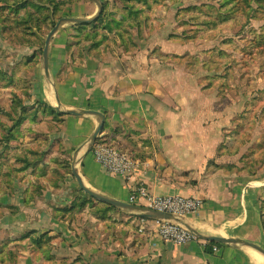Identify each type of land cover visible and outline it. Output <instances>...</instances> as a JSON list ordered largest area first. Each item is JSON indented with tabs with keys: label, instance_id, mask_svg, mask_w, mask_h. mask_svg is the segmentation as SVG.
<instances>
[{
	"label": "crops",
	"instance_id": "1",
	"mask_svg": "<svg viewBox=\"0 0 264 264\" xmlns=\"http://www.w3.org/2000/svg\"><path fill=\"white\" fill-rule=\"evenodd\" d=\"M98 9L94 0H76L66 6L64 17L91 18ZM73 26L64 23L51 41L50 75L70 109L97 114L65 115L52 138H61L62 151L72 165L77 162L88 186L124 203H131V191L139 183L157 195L203 198L205 207L186 216L196 229L208 236L242 239L264 248L259 207L264 200V171L238 173L231 168L236 156L217 154L229 124L228 109L217 108L215 101L198 89V82L187 81L192 75L186 68L164 67L162 60L151 54L149 41L140 37H135L138 47H115L101 57L86 53L83 60L77 58L78 63H73L77 49L67 50ZM159 32L160 28L152 30L149 38L161 43ZM8 48L17 53L16 61L37 49L22 44ZM31 74L33 98L58 108L44 78L42 60ZM100 113L106 117L100 136L126 147L134 143L140 155L136 159L155 158L153 168L157 171L137 170L124 178L95 159L93 147L86 142L100 126ZM52 156L51 164L57 166L63 156L58 152ZM210 160L224 168L208 167ZM63 178L59 180L52 172L41 178H16L14 193L1 194L0 202L12 205L13 211L5 209L0 215V238L35 231L37 237L51 235L58 244L48 258L40 250L32 251L30 239L12 243L11 249L18 250L21 257L4 264H264L263 254L247 245L215 241L222 245L214 252L210 245L214 241L200 236L201 241L187 245L166 243L155 230L157 220L137 211L112 205L114 209L105 212L102 205L92 208L91 203L79 208L77 179L73 173ZM131 204L149 207L146 198ZM209 246L211 252L206 249Z\"/></svg>",
	"mask_w": 264,
	"mask_h": 264
},
{
	"label": "trees",
	"instance_id": "2",
	"mask_svg": "<svg viewBox=\"0 0 264 264\" xmlns=\"http://www.w3.org/2000/svg\"><path fill=\"white\" fill-rule=\"evenodd\" d=\"M75 1L0 0V26L3 38L10 42L14 41L16 45L37 48L33 55L23 56L17 61L13 58L16 52L0 49V62L6 65L5 68L0 65V81L4 82L6 87L17 85L22 89V93L13 92L9 108L0 102V196L3 192L14 193L16 178L22 180L31 176L41 178L52 172L59 180H63L65 174L73 173L72 160L62 151L64 146L61 138L49 141L48 132H45L47 142H40L35 136L37 129L30 126H44L45 122H51L60 128L65 121V114L48 101L33 98V87L27 74L41 62L49 32L64 17L66 6L72 5ZM167 1L104 0V7L98 18L72 27V40L68 43L67 50H72V47L77 49L72 55L73 63H78L77 58L83 60L86 53L101 57V54L113 51L115 47H123L125 50L138 47L135 37L143 39L145 37L142 34L145 30L151 32L159 28L158 24L152 23V13ZM214 1H218L220 7L212 3ZM212 2L180 7L176 15L179 24L168 39L188 41L197 38L202 32H219L217 29L242 21L246 15L247 19L242 21V27L236 36L226 37L221 41V45L204 50L207 54L205 57L197 59L196 56L186 53L194 59L193 62L186 61V68L190 69L191 74H196L201 67L209 71L224 69V72L216 75L215 79L222 80L225 87L230 88L235 68H243L249 62L264 57V23L258 28L250 26L252 20L264 21V0H212ZM191 24H196L197 27H188ZM184 54H174V56L184 58ZM164 55L169 54L164 53ZM247 105L250 106V114L253 113L254 108L261 106L264 116V90L259 91L251 101L247 102ZM28 136L31 138L29 141H27ZM234 140L222 142L217 149L218 156L234 154ZM106 142L108 141L105 140V136H100L97 140V143ZM44 145H48L49 148L44 149ZM127 148L135 159L140 157L137 155L134 143ZM56 152L63 157H60L56 162L57 166H54L51 164L52 155ZM11 158L14 159L13 163H10ZM252 161L253 159L246 161L241 167L231 165V168L238 173L254 174ZM209 166H213L215 170L224 168V165L215 160H210ZM40 187L42 185L36 186L37 189ZM75 192L78 194L76 202L79 208L91 203L92 208L94 204L102 205L104 208L101 209L105 212L114 209L112 205L98 201L85 193L80 186L76 187ZM28 201L29 199H26V203ZM259 207L264 225V200L260 202ZM0 209L3 210L0 215H4V210L13 211V206L0 202ZM25 239H30L34 245L32 251L40 250L48 258L51 251L58 246L51 235L43 234L37 237L35 231L15 237L7 236L0 240V264L18 261L21 254L18 250L11 249V244ZM210 245L222 244L214 241L210 242ZM206 249L212 251L211 246Z\"/></svg>",
	"mask_w": 264,
	"mask_h": 264
},
{
	"label": "rangeland",
	"instance_id": "3",
	"mask_svg": "<svg viewBox=\"0 0 264 264\" xmlns=\"http://www.w3.org/2000/svg\"><path fill=\"white\" fill-rule=\"evenodd\" d=\"M211 2L212 0H168L161 6L159 5L152 13V23L158 24V27L160 28L159 35L161 37V43H156L149 38L153 35L151 33L152 31L150 32L149 30L143 32L142 36L146 37L147 35V39L143 38L142 40L145 43L149 41V44L151 45V54L162 60L161 64L164 67L170 68L174 65H178L186 68V61H194V59L186 53H190L191 55L196 56L197 59H201L207 55L204 50L221 45V41L224 38L234 37L238 31H240L242 21L244 22L247 19L246 15L242 18V21L233 22L217 29L219 32H202L197 38L188 41L174 39L170 42L168 40L169 35L176 31L175 28L179 24L176 15L180 7ZM212 3H215L220 7L218 1ZM251 22L250 26L256 28L264 23L263 20H252ZM188 27L195 28L197 26L196 24H191ZM42 39H44V37ZM11 42L10 40L3 38L0 26V49L10 50L8 46L15 47L16 44H14V41ZM164 53H168L169 55L165 56ZM174 54H184L185 57H176ZM0 65L2 68L6 67V65H2V62H0ZM186 69L190 73V69ZM223 72L224 69L221 71H209L201 67L197 70L196 74L190 73L192 77L187 81L198 82V89H202L203 87L206 88L204 90L205 96L213 99L217 108L222 107V109H228L229 124L225 128L224 140L222 142L235 139L233 144V150L235 153L223 154L218 157L236 156L235 159L238 160L233 162L232 165H237L238 167L243 166L246 161H251L253 159L251 163L255 170L254 174H256L260 171H264V116L261 112V106L254 108L253 113L250 114V106L247 105V102L251 101L259 91L264 90V57L261 60L249 62L244 65L243 68H235L230 88H226L222 80L215 79L216 75ZM29 75L32 76L30 70L27 74V78H29ZM16 91L22 93V89L19 86L14 85L6 87L4 86V82L0 81V102L5 107L9 108L12 94ZM30 126L37 129L35 136H37L39 141L44 142H47L45 132H48L47 139L50 141L53 140L52 135L57 133L56 131H58L57 129L59 128L51 122H45L44 126ZM30 136H28L27 141L31 139ZM106 144L130 151V149L126 147V144H109L108 142H106ZM13 161L14 159L11 158L10 163H13ZM10 236L15 237L12 235ZM1 239L3 238H0V240Z\"/></svg>",
	"mask_w": 264,
	"mask_h": 264
},
{
	"label": "built area",
	"instance_id": "4",
	"mask_svg": "<svg viewBox=\"0 0 264 264\" xmlns=\"http://www.w3.org/2000/svg\"><path fill=\"white\" fill-rule=\"evenodd\" d=\"M92 151L95 159L107 171L121 175L124 178H129L137 170L144 172L149 170L157 171L153 168V163L156 161L155 158L138 160L129 151L120 147H114L106 143H96ZM141 198H146L148 206L154 210L180 216L196 213L206 205L203 198L183 195H157L149 192L145 185L139 183L133 186L130 202L136 203ZM144 223L139 228L140 231L144 230ZM155 230L166 243L170 244L187 245L201 241L199 235L192 229L173 221L157 220ZM208 243L206 242L205 244L208 245ZM218 250V245H213V251L216 252Z\"/></svg>",
	"mask_w": 264,
	"mask_h": 264
},
{
	"label": "water",
	"instance_id": "5",
	"mask_svg": "<svg viewBox=\"0 0 264 264\" xmlns=\"http://www.w3.org/2000/svg\"><path fill=\"white\" fill-rule=\"evenodd\" d=\"M99 4V9L96 12V14L91 17V18H72V17H62L58 23L55 25V27L49 32L46 41H45V48L42 54V70H43V75L44 78L48 84L49 89L52 91V93L56 96V99L58 101V108L60 109L61 112H63L65 115H77V116H82V117H91L94 114H97L94 111H76L73 109H70L61 99L58 90L56 89L54 82L52 80V77L50 75V71H49V51H50V44L52 39L54 38L55 34L57 33L58 29L60 28V26H62L64 23H70L71 25H78V24H83V23H87V22H91L93 20H95L96 18H98L103 10L104 7V2L102 0H94ZM99 114V113H98ZM100 126L99 128L96 130V132L89 138V140L86 142V144H89L91 147H93L95 145V143L97 142L98 137L101 135L104 127H105V122H106V117L104 116L103 113H100ZM72 169H73V174L76 177L79 186L86 192L88 193L90 196L96 198L97 200H100L102 202H105L107 204L113 205V206H117V207H122L125 209H128L130 211H137L140 214H144L148 217H151L153 219L156 220H166V221H173V222H177L179 224H183L188 226L189 228H192L193 230H195L199 236L207 241H219L222 243H226V244H233V245H247L250 247H253L255 249H257L258 251H260L263 256H264V248L260 247L259 245H256L254 243H251L249 241H245L242 239H236V238H232V237H222V236H208L205 233L201 232L199 229H196L194 227V225L192 224L191 220L189 218H187L186 216H180V215H175L172 213H168V212H161V211H157L154 210L150 207H144V206H140V205H136V204H131V203H124L118 200H115L113 198L104 196V195H100L98 193H96L95 191H93L88 184L84 181V179L82 178V176L80 175L78 169H77V162L74 160L73 161V165H72Z\"/></svg>",
	"mask_w": 264,
	"mask_h": 264
},
{
	"label": "bare ground",
	"instance_id": "6",
	"mask_svg": "<svg viewBox=\"0 0 264 264\" xmlns=\"http://www.w3.org/2000/svg\"><path fill=\"white\" fill-rule=\"evenodd\" d=\"M53 101L56 103L55 99L53 98Z\"/></svg>",
	"mask_w": 264,
	"mask_h": 264
}]
</instances>
